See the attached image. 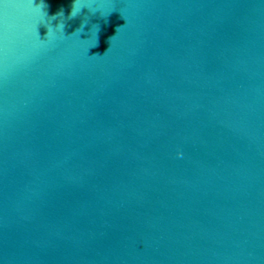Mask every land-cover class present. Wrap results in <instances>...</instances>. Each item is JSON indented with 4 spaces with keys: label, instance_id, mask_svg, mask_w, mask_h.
I'll use <instances>...</instances> for the list:
<instances>
[{
    "label": "water",
    "instance_id": "water-1",
    "mask_svg": "<svg viewBox=\"0 0 264 264\" xmlns=\"http://www.w3.org/2000/svg\"><path fill=\"white\" fill-rule=\"evenodd\" d=\"M101 7L0 0V264H264V0Z\"/></svg>",
    "mask_w": 264,
    "mask_h": 264
},
{
    "label": "clouds",
    "instance_id": "clouds-1",
    "mask_svg": "<svg viewBox=\"0 0 264 264\" xmlns=\"http://www.w3.org/2000/svg\"><path fill=\"white\" fill-rule=\"evenodd\" d=\"M30 2L33 5V11L35 12L37 17L34 26V33L41 46H48L55 40H65L68 38H75L81 42L91 41L88 48L98 46L100 25L98 23H90L89 17L87 15L82 17L79 26L75 28L70 35L65 36L64 30L67 21L73 20L76 17L81 16L82 9H88L89 13L92 14L98 13L100 17H106L110 11L103 10V8L101 7L102 0H72L67 15H65L63 8H60L57 12L48 15V13L44 10L46 5H44L43 3L33 4L32 0H30ZM53 21H55V24H53ZM37 23H41L45 25L47 29L45 39H40V37L37 35V31H36ZM105 23H107L106 20ZM86 26H87V31L85 32ZM81 33H85L87 38L81 40L80 39ZM114 36L108 37V42L110 46L112 44ZM108 49L105 52H107ZM176 155L180 156L182 154L180 152H177Z\"/></svg>",
    "mask_w": 264,
    "mask_h": 264
}]
</instances>
